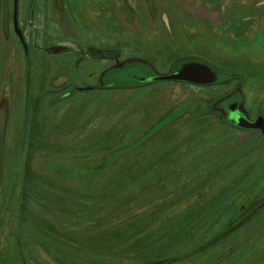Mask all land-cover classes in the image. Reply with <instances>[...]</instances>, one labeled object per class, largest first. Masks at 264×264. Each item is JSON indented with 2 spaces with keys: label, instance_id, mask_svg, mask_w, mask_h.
Instances as JSON below:
<instances>
[{
  "label": "rangeland",
  "instance_id": "374dc122",
  "mask_svg": "<svg viewBox=\"0 0 264 264\" xmlns=\"http://www.w3.org/2000/svg\"><path fill=\"white\" fill-rule=\"evenodd\" d=\"M29 2L27 85L13 2L0 0V264H150L249 213L177 264H264V135L220 109L236 97L264 115V0H34L25 23ZM193 59L220 81L142 80ZM26 166L43 195L22 198ZM24 205L59 233L21 221Z\"/></svg>",
  "mask_w": 264,
  "mask_h": 264
},
{
  "label": "trees",
  "instance_id": "16d2710c",
  "mask_svg": "<svg viewBox=\"0 0 264 264\" xmlns=\"http://www.w3.org/2000/svg\"><path fill=\"white\" fill-rule=\"evenodd\" d=\"M13 2V0H12ZM34 3V0H30L29 5L27 7V14H26V20L25 23L29 21V10L32 8V5ZM13 8V7H12ZM19 11H20V0H19ZM20 13V12H19ZM14 14V11H13ZM20 18V14H19ZM23 32H25V27H22ZM25 50V49H24ZM50 53H52L48 49ZM54 51V50H53ZM25 52V69H26V83L27 85L29 84V79L31 75V69H32V61H30V53L29 51ZM63 52V50L61 51ZM59 52H53L54 54L61 53ZM142 66V64H137V63H131L123 67H135V66ZM123 67H116L111 69L109 72L110 74L114 73L116 70L123 68ZM148 79V78H145ZM147 81V80H146ZM220 81V77H218V81ZM181 83V82H179ZM189 84V83H187ZM216 84V83H215ZM214 85V84H213ZM210 86V85H207ZM232 105V101L230 99H226L220 103V109L224 112L226 108H230ZM28 108V107H27ZM27 113V112H26ZM225 114V112H224ZM27 117V116H26ZM246 117H248L246 115ZM249 118V117H248ZM225 120L227 123H230L234 126V119L227 117L225 115ZM26 121V119H25ZM25 124V122H24ZM238 127V126H236ZM239 128V127H238ZM241 129V128H240ZM41 180L38 177V175L35 173V171L30 167L26 166L25 172H24V178H23V187H22V198L24 199H32L34 196L37 195H43V193L46 191L41 187ZM110 193L115 190V188L111 187ZM123 191L122 189L119 190V192ZM102 196L100 197H106L108 189H102ZM250 214H246L245 216L240 217L239 219L235 220L233 223L228 225L225 229L220 231L217 235L215 236H208L205 238L202 242H199L196 244V247H192L189 251H173V249H166V248H159L156 250V252L152 253L154 254L153 256L146 258L147 261H149L150 264H177L180 263L184 260L193 258L202 252L211 249L214 247V245L222 240L224 237L228 236L230 233H232L238 226H240L242 223H244L246 220L250 218ZM20 220L23 222H29L31 223H36L38 228L42 231H45L46 233H54L58 234L59 231L54 228L51 224H49L46 220L42 218H38L35 216V214L31 213L30 210L27 209V207L24 205L22 206V210L20 213ZM72 241H75L77 244H79L81 247L90 250L91 252L98 253V254H105L109 255L110 249L107 246V243L101 242L100 240L91 239L90 240H81V239H74L72 238Z\"/></svg>",
  "mask_w": 264,
  "mask_h": 264
},
{
  "label": "water",
  "instance_id": "95a60500",
  "mask_svg": "<svg viewBox=\"0 0 264 264\" xmlns=\"http://www.w3.org/2000/svg\"><path fill=\"white\" fill-rule=\"evenodd\" d=\"M13 24L14 31L16 32L22 46L25 51L28 52V46L26 38L22 28L19 23V0H13ZM176 65L173 70L163 76H156L151 79H142L143 81L151 80L156 81H175L181 83H189L194 85H213L218 81V73L215 71L212 66L208 63L201 60H184L180 67ZM236 105L230 107L231 110H234ZM234 124L241 129L246 130H260L264 135V116L260 115L256 120H251L250 118L244 115H237L234 117Z\"/></svg>",
  "mask_w": 264,
  "mask_h": 264
},
{
  "label": "flooded vegetation",
  "instance_id": "af4514ba",
  "mask_svg": "<svg viewBox=\"0 0 264 264\" xmlns=\"http://www.w3.org/2000/svg\"><path fill=\"white\" fill-rule=\"evenodd\" d=\"M181 64L182 63H179V64H177V65H179L178 67H180L181 66ZM111 74L109 73V76H110ZM218 77H219V74H218ZM231 99H233L232 100V105H236V107H235V109L234 110H231L230 108H226L225 109V115L227 116V117H230V118H232V119H234V117H236L237 115H244V116H246L247 114H246V112L243 110V108H242V105H241V102L239 101V99L238 98H236V97H231ZM231 105V106H232ZM230 106V107H231ZM248 116V115H247ZM260 116V115H259ZM264 116V115H263ZM251 119V118H250Z\"/></svg>",
  "mask_w": 264,
  "mask_h": 264
}]
</instances>
